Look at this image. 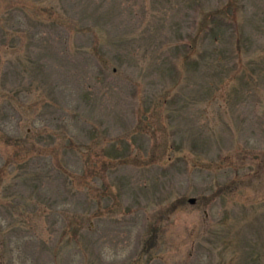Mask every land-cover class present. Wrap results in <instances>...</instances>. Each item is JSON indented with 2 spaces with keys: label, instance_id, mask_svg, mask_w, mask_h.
Returning <instances> with one entry per match:
<instances>
[{
  "label": "rangeland",
  "instance_id": "1",
  "mask_svg": "<svg viewBox=\"0 0 264 264\" xmlns=\"http://www.w3.org/2000/svg\"><path fill=\"white\" fill-rule=\"evenodd\" d=\"M0 264H264V0H0Z\"/></svg>",
  "mask_w": 264,
  "mask_h": 264
},
{
  "label": "water",
  "instance_id": "2",
  "mask_svg": "<svg viewBox=\"0 0 264 264\" xmlns=\"http://www.w3.org/2000/svg\"><path fill=\"white\" fill-rule=\"evenodd\" d=\"M190 202H191V203H194V202H195V200H194V199H191V200H190Z\"/></svg>",
  "mask_w": 264,
  "mask_h": 264
}]
</instances>
